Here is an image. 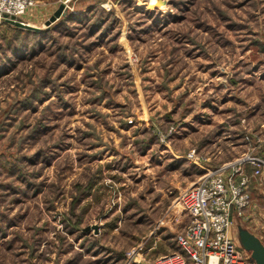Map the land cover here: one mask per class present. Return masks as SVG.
Returning <instances> with one entry per match:
<instances>
[{
  "label": "rangeland",
  "instance_id": "obj_1",
  "mask_svg": "<svg viewBox=\"0 0 264 264\" xmlns=\"http://www.w3.org/2000/svg\"><path fill=\"white\" fill-rule=\"evenodd\" d=\"M23 16L44 31L0 20V264L179 251L178 191L264 123V0H30ZM250 188L239 244L238 226L264 242V175Z\"/></svg>",
  "mask_w": 264,
  "mask_h": 264
},
{
  "label": "built area",
  "instance_id": "obj_2",
  "mask_svg": "<svg viewBox=\"0 0 264 264\" xmlns=\"http://www.w3.org/2000/svg\"><path fill=\"white\" fill-rule=\"evenodd\" d=\"M29 3L0 0V20L3 14L22 18ZM241 139L247 145L242 153L206 168L196 181L178 191L176 201L188 217L175 234L180 250L161 254L152 264H255L231 229L232 214L241 216L249 207L250 182L264 175V157L257 152L264 145V123ZM187 157L198 162L196 148Z\"/></svg>",
  "mask_w": 264,
  "mask_h": 264
},
{
  "label": "water",
  "instance_id": "obj_3",
  "mask_svg": "<svg viewBox=\"0 0 264 264\" xmlns=\"http://www.w3.org/2000/svg\"><path fill=\"white\" fill-rule=\"evenodd\" d=\"M70 5L71 2H68V4H65L64 2L59 3V5L53 10V14L45 20V27L50 26L52 23H54L55 20L59 19L60 17L66 16ZM3 16L5 22H9L19 28H27L34 31H38L41 29L40 26L30 24L27 21L22 20L21 17L14 14H3ZM90 227H93L94 232H98L99 226L97 225V223H92L91 226H87L86 229H89ZM237 236L239 237L241 246L251 252V257L254 260L255 264H264V242L261 240V238L256 236L247 228L242 227L238 228Z\"/></svg>",
  "mask_w": 264,
  "mask_h": 264
},
{
  "label": "trees",
  "instance_id": "obj_4",
  "mask_svg": "<svg viewBox=\"0 0 264 264\" xmlns=\"http://www.w3.org/2000/svg\"><path fill=\"white\" fill-rule=\"evenodd\" d=\"M64 17V16H63ZM61 18V17H60ZM6 24H9V22H7ZM12 28H14L15 30H19V31H23V30H25V31H31V32H35V33H39L40 31H44V30H42V29H40V30H38V31H34V30H31V29H27V28H19V27H17V26H15V25H13V24H9ZM51 26V25H50ZM50 26H48V27H50ZM48 27H46V29L48 28ZM258 153L261 155V156H263L264 157V155L261 153V151H258ZM180 249V248H179Z\"/></svg>",
  "mask_w": 264,
  "mask_h": 264
},
{
  "label": "crops",
  "instance_id": "obj_5",
  "mask_svg": "<svg viewBox=\"0 0 264 264\" xmlns=\"http://www.w3.org/2000/svg\"><path fill=\"white\" fill-rule=\"evenodd\" d=\"M54 9H55V8H54ZM54 9H53V10H54ZM52 12H53V11H52ZM52 14H53V13H52ZM52 14H51V15H52ZM22 19H25V20H26V18H25L24 16H23ZM216 165H217V164H216ZM235 216H236V215L233 213V214H232V218H233V220L236 218ZM237 228H239V226H238ZM231 230H233V226H232V229H231ZM232 234H233V231H232ZM233 235H234V234H233Z\"/></svg>",
  "mask_w": 264,
  "mask_h": 264
}]
</instances>
